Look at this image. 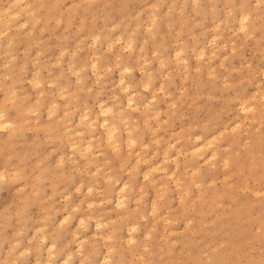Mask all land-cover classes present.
I'll list each match as a JSON object with an SVG mask.
<instances>
[{"label": "rangeland", "instance_id": "1", "mask_svg": "<svg viewBox=\"0 0 264 264\" xmlns=\"http://www.w3.org/2000/svg\"><path fill=\"white\" fill-rule=\"evenodd\" d=\"M0 122V264H264V0H0Z\"/></svg>", "mask_w": 264, "mask_h": 264}, {"label": "bare ground", "instance_id": "2", "mask_svg": "<svg viewBox=\"0 0 264 264\" xmlns=\"http://www.w3.org/2000/svg\"><path fill=\"white\" fill-rule=\"evenodd\" d=\"M28 5H29V4H28ZM31 11H32V10H31ZM14 13H15V12H14ZM12 16H13V15H12ZM38 19H40V18H38ZM244 19H245V18H244ZM24 23H25V22H24ZM24 23H23V24H24ZM24 25H25V24H24ZM241 25H242V24H241ZM243 27H244V26H243ZM135 28H136V27H135ZM241 28H242V27H241ZM8 30H9V29H8ZM29 31H30V30H29ZM31 31H32V28H31ZM132 31H133V30H132ZM5 32H6V29H5ZM2 33H3V32H2ZM31 33H32V32H31ZM10 41H11V40H10ZM10 41H9V42H10ZM127 41H128V40H127ZM132 41H133V40H131V44H132ZM113 45H114V44H113ZM127 46H129V45H127ZM110 48H111V46H110ZM155 50H156V49H155ZM202 50H204V48H202ZM177 52H178V51H177ZM201 53H202V52H201ZM117 58H118V57H117ZM94 62H96V60L93 61V65H94ZM91 66H92V65H91ZM94 66H95V65H94ZM108 67H109V66H108ZM125 67H126V66H125ZM95 69H96V68H95ZM122 70H123V69H122ZM72 72H73V71H72ZM76 72H77V71H76ZM94 76H95V75H94ZM33 79H34V78H33ZM37 81H38V79H37ZM50 82H51V81H50ZM38 84H39V82H38ZM146 85H147V83H146ZM33 86H34V85H33ZM36 86H37V85H36ZM123 87H124V86H123ZM123 87H122V89H123ZM126 87H127V86H126ZM5 88H6V87H5ZM12 89H13V88H12ZM124 89H125V88H124ZM13 90H14V89H13ZM15 92H16V91H15ZM10 93H12V92H10ZM41 93H42V92H41ZM130 95H131V94H130ZM11 96H13V95H11ZM22 96H23V95H22ZM14 97H15V96H14ZM153 97H154V96H153ZM37 100H38V99H37ZM37 100H35V101H37ZM130 100H131V99H130ZM119 101H120V100H119ZM132 101H133V100H132ZM54 103H55V102H54ZM103 103H104V102H103ZM126 103H127V101H126ZM101 104H102V101H101ZM146 104H147V102H146ZM242 104L244 105L245 103H242ZM125 105H126V104H125ZM128 105H129V104H127L126 106H128ZM240 105H241V104H240ZM22 106H23V105H20V106H17V108H16L15 115H16V117H18L16 120H19V118L21 117L22 110H23V107H22ZM241 106H242V105H241ZM246 106H247V105H246ZM250 106H252V105H250ZM49 107H50V106H49ZM100 107H101V106H100ZM100 107H99V108H100ZM28 108H29V107H28ZM105 108L107 109V107H105ZM111 108H112V107H111ZM242 108H243V106H242ZM242 108H241V109H242ZM33 109H34V108H33ZM53 109H54V108H53ZM106 109H105V110H106ZM244 109H245V106H244ZM244 109H242V110H244ZM249 109H250V108H249ZM249 109H248V110H249ZM251 109H252V108H251ZM28 110H29V109H28ZM36 110H37V109H36ZM100 110H101V113L103 114V113H104V111L102 112L103 109H100ZM108 110H111V109L108 108L106 111L109 112ZM246 110H247V108H246ZM30 111H31V110H30ZM30 111H29V112H30ZM32 111H33V110H32ZM32 111H31V112H32ZM106 111H105V112H106ZM66 112H68V111L66 110ZM111 112H112V111H111ZM51 113H52V112H51ZM51 113H50V115H52ZM64 113H65V112H64ZM105 114H106V113H105ZM47 115H48V114H47ZM85 115H87V114H85ZM83 117H86V118H87V116H83ZM8 120L11 121L10 119H8ZM8 120H6L5 122H7ZM78 120H79V119H78ZM92 120H93V119H92ZM106 121H107V119H105V122H104V123H106ZM101 122H102V121H100V123H101ZM0 123H1V122H0ZM7 123L9 124V122H7ZM90 123H91V122H90ZM4 124L6 125V123H4ZM8 124H7V125H8ZM10 124H11V123H10ZM10 124H9V125H10ZM7 125H6V126H7ZM100 125H101V124H100ZM112 125H113V124H112ZM1 126H2V125H1ZM11 126H12V125H11ZM92 126H93V125H92ZM101 126H104V125H101ZM8 127H9V126H8ZM13 127H14V124H13ZM69 127H71V126H69ZM69 127L67 128V130L69 129ZM94 127H95V126H94ZM11 128H12V127H11ZM71 128H72V127H71ZM14 131H15V130H14ZM76 131H77V130H76ZM78 131H79V130H78ZM112 131H113V130H112ZM114 131H115V130H114ZM114 131H113V132H114ZM130 131H131V130H130ZM8 132H9V131H8ZM109 134H110V133H109ZM72 135H73V134H72ZM110 135H111V134H110ZM112 136H113V134H112ZM111 138H112V137H111ZM128 138H129V137H128ZM130 138H131V137H130ZM132 139H133V138H132ZM132 139H131V140H132ZM126 140H127V139H126ZM131 140H130V141H131ZM206 141H207V139H206ZM116 142H118V141L116 140ZM125 142H126V141H125ZM132 142H134V141L132 140V141H131V144H132ZM76 144H77V143H76ZM76 144H74V145L76 146ZM79 144H80V143H79ZM88 144H89V143H88ZM88 144L86 143V148H87V145H88ZM125 144H127V142H126ZM201 144H202V143H201ZM72 145H73V144H72ZM133 145H134V144H133ZM203 145H204V144H203ZM70 146H71V145H70ZM75 146H74V147H75ZM77 146H79V145H77ZM88 146H89V145H88ZM91 146H92V144H90V149H91ZM116 146H117V145H116ZM127 146H128V145H127ZM81 147H82V145H81ZM114 147H115V146H114ZM78 149H80V148H78ZM84 150H85V149H84ZM77 151H78V150H77ZM82 151H83V150H82ZM82 151H80V152H82ZM85 151H88V150H85ZM117 151H118V150H117ZM127 151H129V150H127ZM89 152H91V151H89ZM84 154H85V153H84ZM84 154H81V155L84 156ZM86 155H87V154H86ZM163 159H164V158H163ZM60 161H61V160H60ZM136 164H137V163H136ZM97 168H98V167H97ZM136 169H137V168H136ZM96 171H97V170H96ZM104 172H105V171H104ZM107 176H108V175H107ZM145 176H147V174H146ZM108 177H109V178H112V176L110 177V175H109ZM108 177H107V178H108ZM107 178H105V179H107ZM109 178H108V179H109ZM108 179H107V180H108ZM114 179H115V178H114ZM110 180H111V179H110ZM116 180H117V179H116ZM105 181H106V180H105ZM115 183H116V182H115ZM125 186H126V183L123 182V183L120 185V188H118V189H119L118 192H120V190H124ZM87 187H88V186H87ZM89 187H90V186H89ZM86 189H88V188H86ZM90 189H91V188H90ZM118 189H117V190H118ZM122 196H123L122 194H119V193H118V198H117V203H118V204H120V202H122V199H123ZM121 197H122V198H121ZM75 209H76V208H75ZM81 219H83V218H81ZM81 219H80V222H81V221H82V223L85 222V221H83V220H81ZM99 222H100V221H99ZM97 223H98V222H97ZM98 224H99V223H98ZM100 225H101V223H100ZM98 226H99V225H98ZM101 226H102V225H101ZM74 234H78V233L75 232ZM73 236H75V235H73ZM77 242H78V241H77ZM53 244H54V243H51V245H53ZM49 245H50V244H49ZM53 246H55V245H53ZM79 246H80V247L82 246V245H81V241L79 242ZM47 247H48V246H47ZM50 247H52V246H50ZM77 248H79V247H77ZM77 248H76V249H77ZM12 249H13V248H12ZM52 249H53V248H52ZM48 250H49V249H48ZM71 253H72V252L70 251V254H71ZM79 253H81V252H79ZM47 255H48V254H47ZM51 255H53L52 252H51ZM51 255H50V256H51ZM71 255H72V254H71ZM69 257H70V256H69ZM67 258H68V257H67ZM85 258H86V257H85ZM87 258H88V257H87ZM68 259H69V258H68ZM48 260H49V258H48ZM106 261H107V259H106ZM47 262H48V261H46V263H47ZM48 263H49V262H48ZM66 263H67V262H66ZM14 264H16V263H14ZM106 264H108V263H106Z\"/></svg>", "mask_w": 264, "mask_h": 264}]
</instances>
